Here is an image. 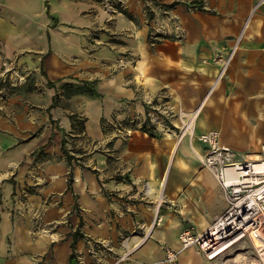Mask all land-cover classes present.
<instances>
[{"label": "crops", "instance_id": "0c3cea01", "mask_svg": "<svg viewBox=\"0 0 264 264\" xmlns=\"http://www.w3.org/2000/svg\"><path fill=\"white\" fill-rule=\"evenodd\" d=\"M190 2L108 12L91 0H0V62L38 66L48 94L45 128L27 143L21 116L0 119V264H116L120 238L138 230L149 241L139 258L154 261L180 248L183 229L204 233L224 213L199 137L218 130L237 159L264 156V0ZM73 80L97 95L85 86L59 102ZM162 184L164 197L145 203ZM194 251L176 264H216Z\"/></svg>", "mask_w": 264, "mask_h": 264}, {"label": "built area", "instance_id": "2783aa9c", "mask_svg": "<svg viewBox=\"0 0 264 264\" xmlns=\"http://www.w3.org/2000/svg\"><path fill=\"white\" fill-rule=\"evenodd\" d=\"M199 140L206 145V152L199 156L200 160L214 173L224 189L228 207L204 233H197L194 228L186 227L179 235V249L169 248L162 262L146 264H176L181 255L192 248H196L209 261H215L224 256L217 255L222 243L215 241L216 234L226 226L229 231L231 228L234 232L235 223H241L245 219L248 221L244 227L246 236L242 242L249 240L264 264V246L256 245L257 236L264 239V156L237 159L231 150L222 145L218 130L202 134ZM116 264H127L126 255L119 258Z\"/></svg>", "mask_w": 264, "mask_h": 264}, {"label": "rangeland", "instance_id": "374dc122", "mask_svg": "<svg viewBox=\"0 0 264 264\" xmlns=\"http://www.w3.org/2000/svg\"><path fill=\"white\" fill-rule=\"evenodd\" d=\"M92 2L96 3L97 5H100L108 12H113V9L115 7L119 8L121 5L126 4L127 0H91ZM126 1V2H125ZM173 0H141V2L145 3L146 9L149 11L153 7H159L163 6L165 4L171 3ZM181 1H193V0H181ZM125 2V3H124ZM121 9V8H119ZM164 11H166L165 8L162 7ZM163 16H166V14H162ZM157 33L153 32L151 34V40L156 42L158 41ZM165 38H169V33H166L165 35H162ZM160 37V36H159ZM30 62V61H29ZM29 65H33L32 63H29ZM38 67V66H37ZM37 67L30 68L23 66L20 64L19 59H12V60H3L0 62V119L3 117H7L8 120H14L15 116L19 115L22 117L23 123H24V129L23 132V140L22 143H27L32 137H37V135H41L44 128H45V120L44 116H48V107L46 106L48 103V94L46 92V81L42 77L41 74L37 73ZM59 85V84H58ZM63 84H60V97L58 98L59 102L61 101V98L63 96H66L67 99L73 98L74 96H77L85 91V86L76 80H73L72 85L70 86V89L68 88L65 93H63ZM58 86V87H59ZM67 86V85H66ZM60 104V103H59ZM72 117H75L76 119V127L74 128V135L80 134V130L82 129L81 123L83 122V117L75 114ZM71 117V118H72ZM38 119L41 126L39 127V131L33 132L32 134V126H30L29 123L32 119ZM47 122L50 124L49 120L47 119ZM23 126V125H22ZM191 129V128H190ZM39 132V134H37ZM30 134H32L30 136ZM33 139V138H32ZM75 139V140H73ZM79 138L71 137L68 135L67 139L65 141L69 144H67L68 147H70V151L78 154L79 152L83 153L80 149L76 148V140ZM72 143V144H71ZM39 151V156L43 155V152ZM261 156V155H260ZM256 158V157H254ZM69 161V159L67 158ZM70 162H74L77 160L75 155L70 156ZM205 167V166H204ZM217 180V179H216ZM152 186V184H150ZM150 196H143L144 202L146 201H154L155 198H157L158 201H160L164 197L165 192V186L163 187V191L160 195V191H156L155 189L150 187L149 190ZM160 196V197H159ZM220 217V216H219ZM215 223V221L211 224V226ZM210 226V227H211ZM209 227V228H210ZM153 229V227H151ZM208 228V229H209ZM151 229V231H152ZM207 229V230H208ZM142 230H138L134 235H131V233L125 234L123 237L120 238V252L116 253L114 255V258H121L126 255V262L127 264H137L139 262H142L140 264H146L150 262H162L165 259V256L162 259L158 260H147L144 261L142 258H139L143 251L145 246L147 245L149 241L146 239L143 240H137L138 243H136L135 252L129 253L127 250L124 252L122 250V247H126L130 244V240L134 238L138 233L142 234ZM150 232V230H149ZM141 238H145V235L142 234ZM144 240L147 241L144 245ZM130 251H133L134 249L129 248ZM169 249L168 247L165 249V251ZM194 249L196 255H198L204 262L208 261V259L201 253H198L196 248ZM250 249V250H249ZM237 254H241V257L237 260H234L237 256ZM144 257V255H142ZM116 258V259H117ZM181 257L179 258V260ZM258 259V254L256 250L254 249V246L249 240H246L245 242H242L234 251H231L227 255H224L223 257H220L219 259L215 260L216 264H254V261ZM178 260V261H179Z\"/></svg>", "mask_w": 264, "mask_h": 264}, {"label": "bare ground", "instance_id": "6f19581e", "mask_svg": "<svg viewBox=\"0 0 264 264\" xmlns=\"http://www.w3.org/2000/svg\"><path fill=\"white\" fill-rule=\"evenodd\" d=\"M260 157H261L260 155L256 156V158H260ZM165 184H162L163 186L159 190L160 191V195H161V193L163 191V187L165 186ZM247 221L248 220L245 219V221H243L241 223H239V222L235 223L236 225L234 227V232L231 230V228H230V231H229L227 226H226L225 228H222L221 231L216 234L215 241H218V242L222 243V245L219 247L220 251L218 252L217 255H227L231 251H234L236 249V247H238L242 243L243 239L246 236V235H244V233H245L244 227H245V224H246ZM151 229L152 228L150 227V230ZM242 230H244V231H242ZM134 239H137V237H135ZM256 240H257L256 241V245L258 247L264 246V239H261V238H259V236H257ZM240 257H241V254H237V256H236V258L234 260H237ZM254 264H262V262L258 258L256 260V262L254 261Z\"/></svg>", "mask_w": 264, "mask_h": 264}, {"label": "trees", "instance_id": "16d2710c", "mask_svg": "<svg viewBox=\"0 0 264 264\" xmlns=\"http://www.w3.org/2000/svg\"><path fill=\"white\" fill-rule=\"evenodd\" d=\"M181 3H182L181 0H175L174 3H172V4H165L162 7L165 8L166 10H170V9H174L176 6H178ZM189 8L191 10L204 11L205 10V2H204V0H193L192 2L189 3ZM52 84H54V83H52ZM82 84L84 86H87L89 88V91L91 93H94V94L97 95L94 86L91 85L90 82L82 81ZM74 127H76V124L73 122V128ZM84 128H85V126H84V121H83L82 122V130H84ZM143 128H144V130H147V127L146 126H144ZM63 149H65V142H64V145H63ZM65 151H66V149H65ZM69 182L72 184V178L70 179ZM75 242L76 241H74L73 244H72L73 254L71 256V260L74 259V257H75Z\"/></svg>", "mask_w": 264, "mask_h": 264}]
</instances>
